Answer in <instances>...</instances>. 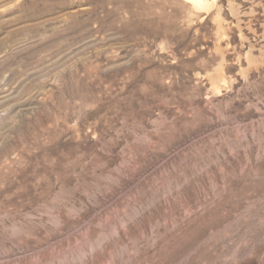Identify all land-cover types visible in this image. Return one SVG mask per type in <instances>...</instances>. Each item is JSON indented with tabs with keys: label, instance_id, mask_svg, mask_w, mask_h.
<instances>
[{
	"label": "rangeland",
	"instance_id": "rangeland-1",
	"mask_svg": "<svg viewBox=\"0 0 264 264\" xmlns=\"http://www.w3.org/2000/svg\"><path fill=\"white\" fill-rule=\"evenodd\" d=\"M0 264H264V0H0Z\"/></svg>",
	"mask_w": 264,
	"mask_h": 264
},
{
	"label": "bare ground",
	"instance_id": "bare-ground-1",
	"mask_svg": "<svg viewBox=\"0 0 264 264\" xmlns=\"http://www.w3.org/2000/svg\"><path fill=\"white\" fill-rule=\"evenodd\" d=\"M197 9H205L209 6L210 0H185Z\"/></svg>",
	"mask_w": 264,
	"mask_h": 264
}]
</instances>
